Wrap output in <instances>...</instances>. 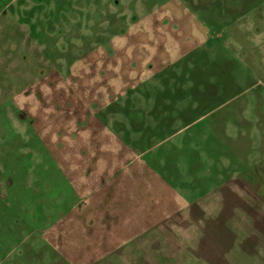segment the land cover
Listing matches in <instances>:
<instances>
[{
  "label": "rangeland",
  "instance_id": "rangeland-1",
  "mask_svg": "<svg viewBox=\"0 0 264 264\" xmlns=\"http://www.w3.org/2000/svg\"><path fill=\"white\" fill-rule=\"evenodd\" d=\"M263 171L264 0H0V264H264Z\"/></svg>",
  "mask_w": 264,
  "mask_h": 264
},
{
  "label": "crops",
  "instance_id": "crops-1",
  "mask_svg": "<svg viewBox=\"0 0 264 264\" xmlns=\"http://www.w3.org/2000/svg\"><path fill=\"white\" fill-rule=\"evenodd\" d=\"M263 173H264V171H263ZM232 182H233V180H231V183ZM246 183H248V182H246ZM247 187H249L251 189L248 191L250 193V195H253L254 197H258L259 199L262 200L261 204L263 205V212H264V186H262V196H259V194L255 193V191L250 187V183H248ZM250 238L253 241V242H251L253 244V247L257 246L260 242V244L258 246H261L262 250L264 252V219L260 220L259 223L256 224L254 226V228H252ZM259 238L261 239V241L259 240Z\"/></svg>",
  "mask_w": 264,
  "mask_h": 264
}]
</instances>
